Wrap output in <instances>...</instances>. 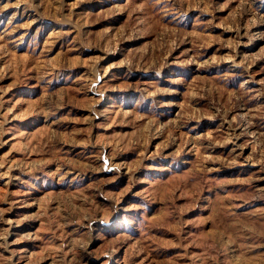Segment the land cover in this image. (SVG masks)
Returning <instances> with one entry per match:
<instances>
[{
	"label": "rangeland",
	"instance_id": "1",
	"mask_svg": "<svg viewBox=\"0 0 264 264\" xmlns=\"http://www.w3.org/2000/svg\"><path fill=\"white\" fill-rule=\"evenodd\" d=\"M0 264H264V0H0Z\"/></svg>",
	"mask_w": 264,
	"mask_h": 264
}]
</instances>
